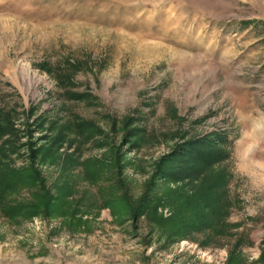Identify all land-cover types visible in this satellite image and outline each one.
Returning <instances> with one entry per match:
<instances>
[{
  "label": "rangeland",
  "instance_id": "374dc122",
  "mask_svg": "<svg viewBox=\"0 0 264 264\" xmlns=\"http://www.w3.org/2000/svg\"><path fill=\"white\" fill-rule=\"evenodd\" d=\"M0 198V264H264V0H0Z\"/></svg>",
  "mask_w": 264,
  "mask_h": 264
},
{
  "label": "trees",
  "instance_id": "16d2710c",
  "mask_svg": "<svg viewBox=\"0 0 264 264\" xmlns=\"http://www.w3.org/2000/svg\"><path fill=\"white\" fill-rule=\"evenodd\" d=\"M56 143H57V140H56V138H54L52 140V146ZM52 154H53V151L51 149V146L49 148H46L45 146H41L38 148V150L36 151V154H35V156H33V158L35 160L39 157V155H41L39 158V161H46L48 158H50L52 165L55 163V165H57L58 167L60 166L63 169V167H65V163H67V161L64 159L59 161V158L57 156H52ZM30 168L31 167H29L27 169H30ZM192 172H194V171L192 170ZM27 176H28V178H26L25 176H22L21 178L19 177V179H17V181L20 183H22V182L23 183H32L34 185V179L29 175H27ZM37 180H38V178H37ZM34 193L37 197L41 196V198L46 200L47 209H49L51 215L55 214L56 211H57L56 214H59L61 216H64L66 214V212H69V211H67V208H69V205L64 207V208L62 207V210H60L59 207L55 206L53 202H58V201H57V199L51 198L49 195H47L48 192L45 191V192L41 193L40 191L37 190ZM0 205H1L2 209L9 214L18 212L19 211L18 207H21V206H17L15 208H11L9 210V208L11 206L4 204V200L2 201L1 198H0ZM10 215H14V214H10Z\"/></svg>",
  "mask_w": 264,
  "mask_h": 264
}]
</instances>
